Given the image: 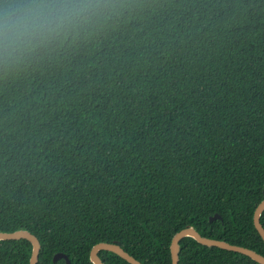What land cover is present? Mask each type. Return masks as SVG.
I'll return each mask as SVG.
<instances>
[{
	"label": "trees",
	"instance_id": "1",
	"mask_svg": "<svg viewBox=\"0 0 264 264\" xmlns=\"http://www.w3.org/2000/svg\"><path fill=\"white\" fill-rule=\"evenodd\" d=\"M27 2L0 0V16ZM104 3L0 57V232L35 235L38 264H93L99 243L171 264L187 227L264 256V0ZM180 248L179 264H258L190 237ZM31 254L0 241V264Z\"/></svg>",
	"mask_w": 264,
	"mask_h": 264
},
{
	"label": "clouds",
	"instance_id": "2",
	"mask_svg": "<svg viewBox=\"0 0 264 264\" xmlns=\"http://www.w3.org/2000/svg\"><path fill=\"white\" fill-rule=\"evenodd\" d=\"M106 7L104 0H29L0 16V57L23 56Z\"/></svg>",
	"mask_w": 264,
	"mask_h": 264
},
{
	"label": "water",
	"instance_id": "3",
	"mask_svg": "<svg viewBox=\"0 0 264 264\" xmlns=\"http://www.w3.org/2000/svg\"><path fill=\"white\" fill-rule=\"evenodd\" d=\"M264 212V199H262L258 206L255 209L253 216L254 226L259 233L260 237L264 241V227L261 224V215ZM221 219V217L216 214L213 217H210V222ZM190 237L196 240L199 244L207 247H216L225 251H228L232 254L244 255L252 259L258 264H264V256L257 253L249 245H233L225 241L217 240L216 238H207L202 236L197 230L193 227H187L180 232L176 233L170 243V253H171V264H179V253H180V242L182 239ZM27 240L32 245V254L29 264H38L39 254L41 251V244L38 238L33 235L31 232L26 230H18L15 232L7 233L0 232V241H20ZM101 251H107L118 255L124 264H142L129 253H127L120 245L117 243H99L95 245L90 252V260L93 264H105L100 258L99 253ZM59 259H65L66 264H70V260L67 255L63 253H57L53 261L57 262Z\"/></svg>",
	"mask_w": 264,
	"mask_h": 264
}]
</instances>
